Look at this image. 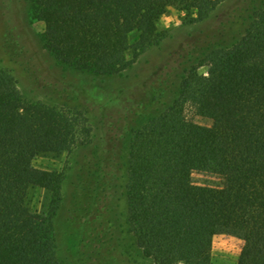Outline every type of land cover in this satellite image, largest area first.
I'll use <instances>...</instances> for the list:
<instances>
[{
    "label": "trees",
    "instance_id": "obj_1",
    "mask_svg": "<svg viewBox=\"0 0 264 264\" xmlns=\"http://www.w3.org/2000/svg\"><path fill=\"white\" fill-rule=\"evenodd\" d=\"M222 1L29 0L55 59L102 76L121 75L160 43L158 21L170 7L196 24ZM257 1L249 0L253 10L232 44L208 45L207 74L188 68L172 104L131 134L126 222L154 264H211L214 237L228 227L243 238L237 264H264V0ZM189 105L211 124L189 117ZM91 135L84 109L25 101L0 66V264H63L53 225L62 177L33 160ZM206 168L220 175L219 187L193 183L192 172ZM34 186L51 192L47 216L27 205Z\"/></svg>",
    "mask_w": 264,
    "mask_h": 264
},
{
    "label": "rangeland",
    "instance_id": "obj_2",
    "mask_svg": "<svg viewBox=\"0 0 264 264\" xmlns=\"http://www.w3.org/2000/svg\"><path fill=\"white\" fill-rule=\"evenodd\" d=\"M253 6L249 0H224L196 24L188 23L187 12L170 7L158 21L160 43L142 52L121 75L102 76L55 59L43 45L45 25L31 14L29 0H0V66L16 77L25 101L82 108L92 131L87 143L33 160L35 168L62 177V200L53 225L57 257L63 264H154L126 222L131 134L172 104L188 68L197 66L207 74L202 60L208 45L232 44ZM128 57H133L131 50ZM187 114L199 124L212 122L190 105ZM191 178L195 184L213 187L222 182L209 168L194 170ZM26 202L32 211L47 216L51 192L31 187ZM242 245L237 229L219 230L211 264H237Z\"/></svg>",
    "mask_w": 264,
    "mask_h": 264
}]
</instances>
